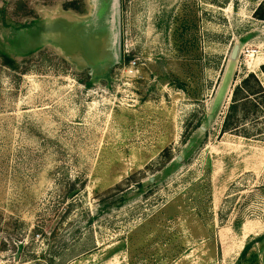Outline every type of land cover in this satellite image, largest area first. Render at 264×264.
Returning <instances> with one entry per match:
<instances>
[{"label": "rangeland", "instance_id": "rangeland-1", "mask_svg": "<svg viewBox=\"0 0 264 264\" xmlns=\"http://www.w3.org/2000/svg\"><path fill=\"white\" fill-rule=\"evenodd\" d=\"M261 1L0 0V264H264Z\"/></svg>", "mask_w": 264, "mask_h": 264}, {"label": "trees", "instance_id": "trees-1", "mask_svg": "<svg viewBox=\"0 0 264 264\" xmlns=\"http://www.w3.org/2000/svg\"><path fill=\"white\" fill-rule=\"evenodd\" d=\"M253 18L264 22V0L255 9ZM3 60L9 68L13 70L17 68L16 64L7 57H3ZM260 73L264 78V64L260 66ZM260 122H262V128L258 129ZM220 133L264 140V87L254 73L246 75L233 88L230 102L223 116Z\"/></svg>", "mask_w": 264, "mask_h": 264}]
</instances>
